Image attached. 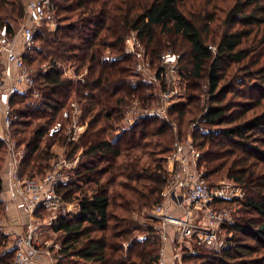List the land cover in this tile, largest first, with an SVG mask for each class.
Returning a JSON list of instances; mask_svg holds the SVG:
<instances>
[{"label": "trees", "instance_id": "obj_1", "mask_svg": "<svg viewBox=\"0 0 264 264\" xmlns=\"http://www.w3.org/2000/svg\"><path fill=\"white\" fill-rule=\"evenodd\" d=\"M53 1L58 26L36 30L42 46L23 52L30 66L42 65L36 68L43 105L14 95L19 118L12 134L25 150L22 176H44L61 151L70 161L81 154L71 179L60 186L66 202L80 201L78 211L60 214L51 225L61 242L56 264H158L162 257L161 237L153 226L147 229L148 237H134V230L141 227L132 214L162 202L170 179L165 163L176 135L170 119L155 115L135 114L128 126L118 127L131 100L146 106L157 94L133 81L139 74L125 41L134 32L148 41L151 61L160 59L164 36L173 46L177 36L188 43L190 58L182 53L181 73L190 82L205 81L208 98L202 104L201 95L191 93L190 86L187 99L175 101L169 115L183 123L189 113L191 125L199 119L194 142L203 151L199 162L210 185L216 183L210 176L222 171L228 179L260 191L244 198L254 215L224 225L233 233V243L220 251L199 246L198 263L264 264V62L254 57L257 50L263 57L264 49L252 42L264 33V0H233L221 14L201 5L196 16L185 13L181 0ZM24 16L25 0H0L1 29L13 32V22ZM213 24L216 30L223 27L220 33L212 32ZM56 61L72 65L78 73L85 71L84 81L63 76ZM43 64L50 67L43 69ZM73 101L86 124L77 140L69 134ZM59 121L62 129L50 134ZM179 134L183 140L182 128ZM6 154L0 142V222L7 214ZM153 154L159 157L145 160ZM237 198L219 199L218 204ZM13 233L0 229V264H14L16 251L9 249Z\"/></svg>", "mask_w": 264, "mask_h": 264}, {"label": "built area", "instance_id": "obj_2", "mask_svg": "<svg viewBox=\"0 0 264 264\" xmlns=\"http://www.w3.org/2000/svg\"><path fill=\"white\" fill-rule=\"evenodd\" d=\"M55 15L56 4L53 0H25V22L12 33L0 29V142L7 149L5 174L11 180L10 195L3 197L7 212L14 206L20 215L19 219L25 217L27 227L25 235L19 234L18 240L9 244V249L15 248L16 251L14 264H40L42 259H45L43 264H56L61 257V242L43 235L44 228L48 227V234L54 235L51 227L54 221L62 213L78 211L80 203L79 200L66 202L60 191V186L70 180V174L58 167L74 163L63 153L53 161V171L44 176H22L19 169L25 150L12 134L13 124L19 118L12 104L14 95H26L28 103L37 107L43 105L44 97L37 85L39 69L27 63L23 52L38 47L36 27L43 25L55 29L58 26ZM137 35L131 33L126 39L131 51H135L139 44L136 42ZM134 53V68L139 74L140 83L146 89L156 91L158 104L142 106L135 101L128 111L127 119L131 121L138 110L139 115H155L169 121V108L176 101L177 83L173 76L178 73V56L172 50L162 53L161 69L153 72L149 57L140 50ZM56 63L63 76L84 81V74L78 73L72 65L62 61ZM48 67L45 64L42 68ZM72 105L76 106V103ZM75 109L79 115L80 108ZM69 115L65 111V116ZM82 128L77 125L70 128V139L77 140L83 132ZM61 129L62 122L59 121L51 127L50 134ZM175 135L174 150L166 161L170 179L163 191V202L156 206L151 218H157L164 236L167 229H178L177 237L182 244L170 256H162L158 264H189L188 258L200 254L199 246L222 250L231 244L229 238L223 237L221 230L225 228L224 225L234 223L235 219L230 209L219 208L218 200L241 195L238 191L241 188L233 183L210 185L204 170L198 168L201 152L191 141L181 140L176 127ZM171 209L178 215L170 213ZM42 211L48 214L43 216ZM5 226V221H1L0 229L4 230Z\"/></svg>", "mask_w": 264, "mask_h": 264}, {"label": "rangeland", "instance_id": "obj_3", "mask_svg": "<svg viewBox=\"0 0 264 264\" xmlns=\"http://www.w3.org/2000/svg\"><path fill=\"white\" fill-rule=\"evenodd\" d=\"M210 1H211V4L209 5L208 3ZM232 1L233 0H219V1H214V0H181L180 3L182 5V9L185 11L186 14H188L190 16H196L195 14L199 11L201 5L208 6L210 12L213 13V14L214 13L215 14L216 13L221 14L222 13L221 9L223 7H225V6H227L228 4H231ZM214 5H217L220 9L219 8L218 9L215 8ZM24 18H25V16H24ZM24 18L22 20L18 21V22L17 21L13 22L14 23V27H15L14 30L17 29L18 27H20V25H22L25 22L26 19H24ZM55 19L57 20L58 18L55 16ZM58 21H59V19L57 20V22ZM40 28L44 29V30H47V31L53 30L52 29L53 27L48 28V27H44L43 25L36 27V30H38ZM222 29H223V27H221L220 29L216 30V27L213 24L212 32L213 33L214 32L220 33ZM5 30L6 29H4V30L2 29V31H5ZM6 32L7 33H12V32H8L7 30H6ZM134 33H136V32H134ZM263 36H264V33H260L259 36L253 37V41H252V37H251L250 41H252L253 43L254 42L255 43L258 42L257 45L259 47L262 46L263 49H264V40H262ZM164 37L165 38L163 39V42H165V41L166 42H165V45L162 47V51H163L162 53L167 52L169 50H172L178 56V61H177L178 73L173 76L174 80L177 83L176 84L177 92H176V95H175L176 96V101H178V102L185 101L187 99L188 87L191 86L190 92L191 93H195V94H200L201 97H202V104H204L205 101H206L205 99L208 98L207 93H206V89H205V87H206L205 81L204 82L203 81L199 82L198 80L194 79V80H192L190 82V81H188V78L184 75V73L183 72L181 73L180 66L182 67V65H181V63H179L180 62L179 60H180V57H181L182 53L183 54L186 53V55L190 58V47H189L188 43H186L181 37L177 36V37H175V41L177 42V45L173 46V44H171V42L168 41L167 37L166 36H164ZM136 42L139 43V44L137 45L135 51H131L130 48L128 47V43L125 41V50L127 52L131 51L130 53H132V55H133V67L135 66V61H136V55H135L134 52L140 50V51H142L143 53H145L149 57V54H150V51H151V48L148 46L149 43H148V41L146 39H143L139 35H137ZM41 46H42L41 40H38V48L41 47ZM174 48H176L177 50L174 49ZM254 57H255V59L256 58L257 59L261 58L260 62L261 63L264 62V54H263V57H262V54H260V52L258 50H257V52H255ZM40 66H42V65L39 64V65H36L35 67L40 68ZM159 66H161V60L159 58L155 57L153 59V61H152L153 72L158 70ZM82 73L84 74V77H85V71L82 72ZM229 74H230V72L228 73V75ZM133 81H136V82H138V84L142 85L140 83V77L139 76L134 77ZM193 84L195 85V89L192 88ZM149 90H152V89H149ZM149 90H147V91H149ZM229 98H230V95H228L227 100ZM73 102L76 103V106H73L74 108H73V111L71 113V119H70L71 123H69V125H70L71 128H74V125H77L79 127L82 126L83 127L82 131H84L86 129V126H85V123L81 121V114L77 115L75 113V111H77L75 109V107H79L80 108V106L77 103V101H73ZM134 103H135V101L131 100L130 104L127 106V110H125V116L126 117L123 118V120L121 121V125L118 126L119 129H123V128H125L126 126H128L130 124L129 120L127 119L128 118V111L130 109V106H132ZM139 104H140V102H139ZM157 104H158L157 97L156 96L155 97L152 96L151 99H150L149 106H156ZM80 110H81V108H80ZM137 111L138 110L135 111L136 115H137ZM68 112H70V110ZM64 116H65V113H64ZM169 119H170V121H172V126L174 128V131H175V127H176L177 130H178V133H179V128H182L183 132H185V134H184L185 141H187V142L191 141L194 145H197L196 142H194L193 132H194V129H196V127L199 126V123H200L199 119H197L192 125L190 123H188L189 120H190L189 113H187V115L185 116V119H184L183 123H181V120H179L180 122L178 120H174V119H176V116H169ZM200 127L202 129H206V130L208 129L207 128L208 126H205L203 124ZM67 129H69V127H67ZM174 134H175V132H174ZM179 136H180V134H179ZM197 149L202 154V152H203L202 149H200V148H197ZM63 152L64 151H61L60 155H62ZM80 155L81 154H79L72 161L74 163V165L65 164V165H61L60 167H58V169H60L62 172H65V173L69 172V174H72L71 173V167H73V169H74V167L78 166L80 160H82ZM157 157H159L157 154H153L151 156L150 155L149 156H145V160H151V162H152L153 159H157ZM198 168L204 170V167L201 166L200 162L198 163ZM53 170H54V167H51V168H49L47 170V172L53 171ZM70 179H71V176H70ZM209 179H210L211 182H216L215 185L219 184V183H233L235 185H238L241 188V189H238V191H239V193L241 195L239 194L240 196L237 198L236 201H230L228 203L221 204L219 206V208L230 209L232 211V216L235 219V221H241V220H243L245 218H249L251 215L255 214V212H251L250 210H248V208H246L245 203H244V198L245 197L247 198V195H248V197L249 196H253V195H258L259 192H260V191H258L259 188H257L256 186L250 185V184L244 185L243 183L236 182L234 180L228 179L227 177H225V175H224V173L222 171L220 173L212 174ZM6 185L7 184L5 183L4 189L7 188ZM8 187H9V185H8ZM162 202H163V200H162ZM155 210H156V206L153 207V208H145L144 207L143 209H141V211H137L134 214H132V217L134 218L135 224L138 225L139 227H141V229H139V230H134L133 235H134V237H137L140 240L144 239V238L148 237V235H149V232H148L147 229H149L151 226H153L154 229L157 231V234L161 237V241H162L161 254H162V256H165V255L170 256L182 244V242H180L178 237H177L179 230L176 229V228H169L166 231V236H164L162 229L159 228L160 224L157 221V218H154V219L151 218V215L153 214V212ZM112 211H114V209ZM120 212L121 211L118 210V213H120ZM169 212L178 215V213L175 212L173 209L169 210ZM8 226L6 224L5 228H8ZM46 228H47V230H46ZM44 230L45 231H43V235H48V237H52L54 239H56V238L58 239L59 235L57 233H55L54 235L48 234L49 233L48 227H45ZM26 231H27L26 228H24V231H22V233H19V234L25 235ZM221 231H222L221 234L223 235V237L227 238V239L229 238V242L233 243L232 241H230V237H232V235H233L231 230L229 228H223ZM19 234H17V235L15 233L11 234L12 235L11 239L14 242H16L18 240V238L20 237ZM218 251H220V250H218ZM188 260L189 261L187 263H189V264H192L194 262L198 263L200 261V260L196 259V256H192V257L188 258Z\"/></svg>", "mask_w": 264, "mask_h": 264}, {"label": "crops", "instance_id": "obj_4", "mask_svg": "<svg viewBox=\"0 0 264 264\" xmlns=\"http://www.w3.org/2000/svg\"><path fill=\"white\" fill-rule=\"evenodd\" d=\"M4 174H5V170H4ZM5 181H6V189H4L3 191V196L6 197L8 195H10V187H11V180L8 178V176L5 174ZM9 185V187H8ZM20 215L19 213H17V210L14 206H11L9 212H7L5 218H4V221H5V224H7L8 226V230L10 232H14L16 235L19 234V233H22V231H24V228L26 226L25 224V217L23 219H19ZM23 217V216H22ZM11 227V228H10ZM42 263L40 264H43L45 262V259H42L41 261ZM38 264V263H37Z\"/></svg>", "mask_w": 264, "mask_h": 264}]
</instances>
